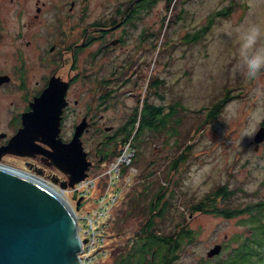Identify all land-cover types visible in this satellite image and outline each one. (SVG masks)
Here are the masks:
<instances>
[{"label": "rangeland", "instance_id": "374dc122", "mask_svg": "<svg viewBox=\"0 0 264 264\" xmlns=\"http://www.w3.org/2000/svg\"><path fill=\"white\" fill-rule=\"evenodd\" d=\"M17 8V0H0V18L3 27H7L8 18L11 34L0 42V73L6 71L10 75V80L0 86V127H5L12 111L17 112L27 104L28 97L33 99L32 95L41 88L37 80L50 72L32 64H28L25 72ZM222 11L226 12L219 13ZM257 16L264 17V0H178L172 9H167V0H158L141 21L147 24L143 27L155 30L152 45L143 44L141 61L122 69L124 78L130 82L116 74L124 61L120 57L124 48L118 46L99 54L93 69H89L94 73L92 82L78 81L73 85L72 98L77 97L83 103L93 93L96 117L104 115L94 129V145L102 137L99 129L103 131L107 125L123 122L144 101L162 104L164 112L171 111L166 129L154 131L145 127L133 138L135 154L123 170L132 179H124L129 186L119 197L113 218L116 220L113 225L120 228L121 242L131 240L147 217L144 213L129 215V198L135 196L147 210L162 183L169 185L162 195L167 207L165 216L157 217L158 224L164 231L173 230L178 223L194 231V239L186 241L179 251L177 264H217L249 235V212L228 216L198 209L196 205L208 201V195L223 187L230 193L215 196L204 207L210 208L212 203L217 208L239 209L264 200V141L256 147L258 142L254 140L263 118L254 122L250 117L253 109L264 105V69L249 77L238 67L236 33L223 30L225 20L234 27L246 18ZM140 29L141 26L132 27L129 35H137ZM198 30V38L188 37ZM127 53L126 49V56ZM62 70L67 72V67ZM24 79L26 90L19 88ZM222 98L227 101L219 107L216 117L209 118L210 108ZM73 108L78 112L79 107L73 104ZM75 113L72 112L70 120L75 118ZM249 125L255 128L254 133L241 136L240 130ZM124 141L119 143L118 151ZM116 151L102 161L98 159L91 172H101L107 167ZM181 155L172 170V161ZM9 160L15 167L27 169L26 157L14 156ZM52 167L36 165L32 169L50 183L52 176L66 177L60 169L53 173L58 168ZM66 194L71 196L69 190ZM90 199L87 197L79 211L89 208ZM216 242L223 244L221 251L207 257V250ZM121 246L124 243L112 249L119 250ZM247 251L253 260H260L253 251ZM112 258L102 257L103 264H111Z\"/></svg>", "mask_w": 264, "mask_h": 264}, {"label": "flooded vegetation", "instance_id": "af4514ba", "mask_svg": "<svg viewBox=\"0 0 264 264\" xmlns=\"http://www.w3.org/2000/svg\"><path fill=\"white\" fill-rule=\"evenodd\" d=\"M157 2L158 0H113L112 3L110 0H22L21 2L17 0V16L21 18L22 26V58L24 66L26 65L25 72L29 68L28 64L50 70L48 74H43L37 80L41 83V88L36 93H40L53 74L59 75L69 82L66 91L67 104L62 112L59 135L64 141H69L76 126L84 120L85 126L80 137L87 152V158L92 161L86 171L87 174L94 165L98 164L96 163L98 159L102 161L117 150L119 143L129 130L133 111L123 122L117 125H107L103 131L99 129L102 137L94 145L93 132L103 120L104 115L96 117L93 93L82 103L77 97L72 98V87L78 81L80 83L92 82L94 73L89 69H93L99 54H104L112 47L124 48V52L120 56L121 60L124 59L120 65L121 71L118 73L115 71L116 74L124 78L125 72L122 69L131 68L134 61H141L142 45L151 46L153 43L155 30L143 27L147 24H142L141 21ZM7 21L8 18L5 21L7 27H3L4 21L0 18V42L7 36H11L8 32L10 25H7ZM138 26H141V29L137 35L130 36L129 32L132 27ZM130 43H132L131 46H129ZM65 67H67V72L62 70ZM137 72L136 70L133 74L135 79ZM0 74L8 73L3 71ZM24 76L26 78V75ZM107 79L111 81L110 77ZM123 81H127V79L124 78ZM128 82L130 80L126 83ZM6 83H1L0 86ZM21 84H19V88L26 90L25 79ZM23 95L26 98V92ZM30 101L31 99L28 97L27 104L17 112L12 111L6 120L5 127H0V163L13 165L9 162L10 158L23 156L26 157V168L28 169L26 170L36 174L32 169L36 165L54 166L49 163L51 161L49 155L38 151H31L26 155L5 151V146L22 125V113L31 108ZM73 104L79 107L76 113ZM72 112L75 113V118L70 120ZM78 116L80 117L77 119ZM262 121L259 127L264 126V118ZM36 141L40 144L36 146L37 148L41 150H46L45 147L49 148L43 141L39 139ZM263 141L264 139L255 143L256 147ZM55 168L57 167L55 166ZM56 171L59 169H53V173ZM64 175L66 177L60 179H66L67 175Z\"/></svg>", "mask_w": 264, "mask_h": 264}, {"label": "water", "instance_id": "95a60500", "mask_svg": "<svg viewBox=\"0 0 264 264\" xmlns=\"http://www.w3.org/2000/svg\"><path fill=\"white\" fill-rule=\"evenodd\" d=\"M9 80L10 75L0 74V84ZM68 85L67 80L53 74L40 93L33 96L31 108L21 115L22 125L5 146V151L20 155L31 151L49 155V163L67 175V179L51 177L63 188L86 177L92 163L80 137L84 120L69 141L59 135ZM38 139L49 148H37ZM263 139L261 126L254 140ZM81 205L78 199L76 208ZM80 246L76 217L65 199L47 187L40 175L0 163V264H80ZM221 249L222 243L216 242L206 256L211 258Z\"/></svg>", "mask_w": 264, "mask_h": 264}, {"label": "trees", "instance_id": "16d2710c", "mask_svg": "<svg viewBox=\"0 0 264 264\" xmlns=\"http://www.w3.org/2000/svg\"><path fill=\"white\" fill-rule=\"evenodd\" d=\"M177 1L178 0H167V9H172ZM225 12L226 11H222L219 13ZM191 35L188 37L193 39L198 38L200 30ZM152 84L153 83H150V86H152ZM226 101V98L217 101L210 108L208 117H216L219 107ZM170 112H164L162 104H153L144 101L141 107L137 105L131 118L129 130L123 138V141L125 140L123 144L129 139L133 144V138L145 127L154 131L157 129H166L165 126ZM182 156L183 155L172 161V170L177 166L178 161ZM168 186V184L164 183L159 186L158 190L151 198L150 206L147 210L143 203L136 201L135 196L129 198V215L144 213L147 216L141 222L139 228L134 231L132 235L134 237L131 238V240L127 239L123 242L119 240L118 230L120 228L118 229L113 225V223H115L114 221H116L113 219L109 233V247L112 249L114 245L119 244L120 246L122 243H124L125 246H121V249L115 251L112 249V252H110L109 255L110 257H113L110 262L111 264H177L179 251L182 250L186 241L194 239V231L182 223H178L173 230L164 231L158 224L156 220L157 217L162 218L165 216L167 204L163 201L162 195L165 190L168 189ZM229 193L230 190L225 189L224 187L216 189L213 193L207 196L209 199L208 201L205 202L203 200L196 205L198 209L216 211L228 216H233L238 212H249L251 214L247 219L250 228L249 235H246L240 241L241 243L239 246L237 248L235 247L227 257L221 258L217 264H264V200H259L239 209L226 207L217 208L216 205L212 203V207H204L209 204L210 201H213L215 196L220 195L223 197L227 196ZM120 233H122L121 230ZM247 250L253 251L260 260H253Z\"/></svg>", "mask_w": 264, "mask_h": 264}, {"label": "built area", "instance_id": "2783aa9c", "mask_svg": "<svg viewBox=\"0 0 264 264\" xmlns=\"http://www.w3.org/2000/svg\"><path fill=\"white\" fill-rule=\"evenodd\" d=\"M134 154L135 148L129 139L101 172L90 171L86 177L66 188L51 181L56 187L55 190L61 193L74 211L76 230L81 241L78 250L80 264H103L102 257L110 255L109 233L116 210L115 205L129 186V182L126 183L124 179H132L129 174L123 173V170L131 164ZM67 190L71 196L66 194ZM87 197L91 198L89 208L86 211H79L86 203ZM78 199L82 205L76 208Z\"/></svg>", "mask_w": 264, "mask_h": 264}, {"label": "clouds", "instance_id": "9594fccd", "mask_svg": "<svg viewBox=\"0 0 264 264\" xmlns=\"http://www.w3.org/2000/svg\"><path fill=\"white\" fill-rule=\"evenodd\" d=\"M223 30L227 32L235 31L238 42V67H240L249 77L264 69V17H250L232 26L231 22H223ZM252 121H259L264 118V105H258L250 114ZM255 128L251 125L240 130L241 136L253 134Z\"/></svg>", "mask_w": 264, "mask_h": 264}, {"label": "bare ground", "instance_id": "6f19581e", "mask_svg": "<svg viewBox=\"0 0 264 264\" xmlns=\"http://www.w3.org/2000/svg\"><path fill=\"white\" fill-rule=\"evenodd\" d=\"M21 170V169H20ZM25 171V170H24ZM44 180V179H43ZM49 181V180H48ZM48 181H46V180H44V182L47 184V187H49V186H51L52 188H56L55 186H53L50 182H48ZM61 194V193H60ZM66 201V200H65ZM69 205V204H68Z\"/></svg>", "mask_w": 264, "mask_h": 264}]
</instances>
